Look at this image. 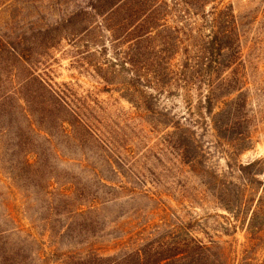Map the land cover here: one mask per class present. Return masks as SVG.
Wrapping results in <instances>:
<instances>
[{"label": "rangeland", "instance_id": "1", "mask_svg": "<svg viewBox=\"0 0 264 264\" xmlns=\"http://www.w3.org/2000/svg\"><path fill=\"white\" fill-rule=\"evenodd\" d=\"M118 1L0 0V264H264V0H159L140 77Z\"/></svg>", "mask_w": 264, "mask_h": 264}, {"label": "trees", "instance_id": "2", "mask_svg": "<svg viewBox=\"0 0 264 264\" xmlns=\"http://www.w3.org/2000/svg\"><path fill=\"white\" fill-rule=\"evenodd\" d=\"M179 1L184 3L186 6H199L207 2V0ZM158 3L159 0H119L114 4L110 3L111 10L107 12L108 15L114 14V11L116 10L124 12L125 18L121 24V28L125 33V38H134L139 40V42L133 44L129 51L125 52L123 63L121 64L122 67L130 66V69L128 70H130L137 77H140V73L142 71V62L148 60L146 57L148 52L142 51V49L139 47V44L148 42L150 37V29L158 26L159 22L163 19V13H161ZM131 28H133L132 32H130ZM109 29L112 30L113 28L109 26ZM57 96L60 100L66 102L59 92H57ZM251 164H254V162ZM261 200L262 196H260L258 204H260ZM176 255L177 254H174L169 258H175Z\"/></svg>", "mask_w": 264, "mask_h": 264}]
</instances>
